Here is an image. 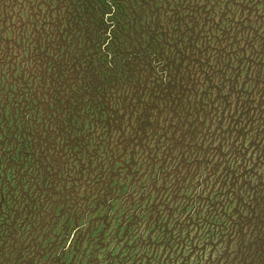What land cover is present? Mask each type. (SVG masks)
I'll list each match as a JSON object with an SVG mask.
<instances>
[{"label": "trees", "instance_id": "obj_1", "mask_svg": "<svg viewBox=\"0 0 264 264\" xmlns=\"http://www.w3.org/2000/svg\"><path fill=\"white\" fill-rule=\"evenodd\" d=\"M212 1L177 0L167 11L144 0H48L33 14L42 18V28L20 66L12 48L20 45L0 38V143L18 146L23 166L30 159L24 171L0 173V189L6 187L0 191V215L3 207L10 213L17 206L33 218L55 196L50 204H61L65 212L59 211L64 221L53 237L78 229L80 243L76 215L106 208L105 224L115 201L130 215L133 206L139 213L150 211L154 224L158 209L169 218L177 201L190 209L189 219L207 226L219 207L228 237L253 223V252L242 253V264L264 263V174L259 170L264 164L245 158L249 139L253 146L264 141V11L253 10L264 1ZM122 2L123 18L111 19ZM207 133L210 142L231 137L230 154L237 152L245 167L251 165L239 184L223 143L197 144ZM40 145L49 154L43 160L35 154ZM51 155L56 163L66 158L67 169L54 174L48 165L41 169ZM220 159L223 170L215 174ZM32 163L48 181L32 171ZM201 165L208 174L195 180ZM211 177L213 184L231 180L216 189ZM244 197L241 208L237 202ZM232 202L240 208L231 216L225 208Z\"/></svg>", "mask_w": 264, "mask_h": 264}, {"label": "rangeland", "instance_id": "obj_2", "mask_svg": "<svg viewBox=\"0 0 264 264\" xmlns=\"http://www.w3.org/2000/svg\"><path fill=\"white\" fill-rule=\"evenodd\" d=\"M46 1L47 3L45 4L44 0H0V38L2 41H8V44L17 43L18 46L20 45V47L17 48L18 50L12 46L13 52L15 53L14 55H16L15 59H18V66H20V58L26 57L29 53L28 48L33 44L32 39H35L36 32H39L42 28V18L34 15L37 14L38 5L43 3L44 6H47L49 4L48 0H45V2ZM144 1L149 2L152 7L167 6L169 7L167 11L173 9L177 2V0ZM216 1L217 0H213L211 5H214ZM238 1L239 0H236L235 2ZM242 1H246L245 3H247L248 0ZM43 5L40 6L39 9V11L42 9L41 16H43L45 10ZM123 6V2L119 6H114L116 15L113 16L110 14V18L118 21L121 20L123 17L119 15H122ZM144 8L145 7L142 9ZM255 8L257 10L253 9L254 12L261 13L264 11V5L262 3H259ZM214 9L216 12L218 11L217 6H215ZM255 14L257 15V13ZM255 14H250L251 18H254L253 16ZM24 37L28 38V40L24 39ZM242 43L243 41H240L238 45L244 46ZM0 45V53H2L1 49H3L4 45L1 43ZM32 47L31 45L30 48ZM4 54L5 52L3 55ZM17 74L20 75V67L16 75ZM30 80L31 79H29V82ZM135 116L136 114L133 116L132 120H134ZM125 124V122H121L122 127H124L123 129L126 131L128 128L127 124ZM134 124L135 121H132V125ZM184 128H186V126H184ZM202 139L204 140L202 141ZM231 139V137L225 136L224 140L219 137L213 142H210V137L207 133L204 138L197 140V144L202 142L203 147H212L217 144L220 146L221 143H223V150H227L226 161L233 162L232 166L235 170L232 176L238 179L239 184V179L245 177L247 173L246 170L249 171L251 165L248 164L245 167V165L241 163L242 161L239 160V154L237 152L236 154H230L228 146L230 145ZM249 140L245 158L253 160L254 163L262 160L264 164V141L261 140L260 143L256 142L259 144L256 145V147L253 146L255 141H252V139ZM3 141L4 140L1 139L0 173L7 169L16 172V168L17 171H24L23 168H27L30 163L29 157H27V161L23 166V159L19 162V157H24L22 153L20 154L18 152L21 149L15 145L13 148L11 146L7 147L9 143L5 145ZM1 147L5 148L1 149ZM16 148L17 153L15 152L16 154H13L12 157H10L12 154L6 153L8 150L15 151ZM1 150H4V152H1ZM42 150V146L40 145L39 148H37V153H35L36 156L40 154L41 159L45 157V155H49L44 154ZM237 151L241 152L240 148L237 147ZM191 154H193V152ZM197 154L203 153L198 151ZM207 154L216 153L214 151H208ZM32 156H35L33 152L30 156L31 159ZM7 158H10V161H8ZM65 159L66 158L63 159V157H60L58 163H56L55 156L51 155L47 161L48 164L46 163L43 165L44 167L40 165V167L42 169L46 168L48 165V167L52 168H48L51 173L60 172L61 170L67 169L64 167ZM35 160L37 161L38 158H35ZM221 160L222 159L217 161L219 170H216L215 174L223 170ZM17 164L18 167H16ZM31 166L33 172L37 174L41 173V177L48 181L41 170L37 172V164L32 163V165L30 164V167ZM204 168L203 165L198 168V172L194 175L196 177L195 180H199L200 177L203 179V174H208L202 173ZM243 168L244 170H242ZM208 169L209 167H207V170ZM259 170L264 174V166H261ZM6 177V180L9 181L10 177L8 175ZM41 177L39 176L40 180ZM215 177H217V175H215ZM230 180L231 179H227L225 184H221L220 181L217 184H213L214 180L211 177V185L216 189L219 188L220 184V186L224 185L227 187ZM52 185H55L54 182ZM124 189L125 187H123L122 190L124 191ZM1 190L2 193H4L6 187H1L0 191ZM241 191L244 193V189H241ZM14 194L17 195L18 191L16 190ZM82 194L83 193H80V195ZM4 199L7 200V204H12L13 206V203H11L9 199L5 197ZM54 200H56L55 196L45 204L43 211L38 207L34 212L33 218L27 216L26 210H18L17 206L14 207V211L10 213H5L6 211L3 207L4 212L0 215V264H242V253H246L249 250L251 255L253 252V243H250L254 236V232L251 236L252 231L250 228L253 223H247L241 230L234 232L232 237H228L229 234L226 233V235H224L225 231L221 227H226L228 222L219 214V207L216 208V215L219 219L218 217L213 218V220L209 222L211 223L209 224L210 226H207L196 223V217L194 218L192 216V218L189 219L188 214L190 209H184L182 201L175 202L176 205L169 210L171 212L169 218H167L168 214L163 212V208L160 207L158 211H161L159 213L161 216L156 217L160 218L156 224H154L153 218L149 219L150 211L145 212V209L142 213H139L137 207L133 206L132 209L134 213L130 215L129 213L131 211L129 212L124 206L122 207L121 202L115 201L112 203V208L108 214L109 217L105 220V224H103L101 218L107 213L106 208L101 209V211L94 210L87 216H81L77 213V224H81L83 237L80 243H76L75 241L78 235L76 233L78 229L72 231V234L68 233V236L63 235V238L62 236L54 238L53 235L57 236L60 234V227L64 221V218H58L59 211H61V214L65 212L64 206L61 204L57 206V203L54 207L50 204V201L52 202ZM217 200L220 199L217 198ZM244 201L245 197L240 202H237V204L241 207ZM238 205L232 202V204L228 206V210L225 208L227 215H234V207L237 208L239 207ZM194 211H196V209ZM246 214L247 212L243 211L242 215ZM6 215H8V217H6ZM233 219L235 220V216ZM3 222L7 224V227L2 225ZM74 222L75 221L72 220V222L69 223L72 226ZM92 227L94 229L93 232L90 231ZM248 228L250 229L246 230ZM100 234L101 236L99 239L97 236ZM73 236L74 239L72 240Z\"/></svg>", "mask_w": 264, "mask_h": 264}]
</instances>
